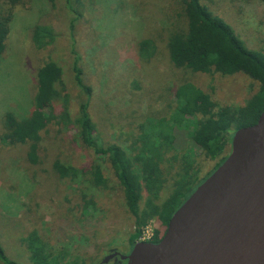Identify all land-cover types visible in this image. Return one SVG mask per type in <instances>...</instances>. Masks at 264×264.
Listing matches in <instances>:
<instances>
[{
	"label": "rangeland",
	"instance_id": "obj_1",
	"mask_svg": "<svg viewBox=\"0 0 264 264\" xmlns=\"http://www.w3.org/2000/svg\"><path fill=\"white\" fill-rule=\"evenodd\" d=\"M168 1L79 0L81 17L75 26V38L85 76L92 86L90 115L99 141L116 142L130 156L137 125L141 121L152 123L156 116L165 114L166 103L180 83L190 82L206 92L216 109L241 106L257 89V83L242 73H192L175 68L168 60L164 34L157 33L163 22L160 7ZM202 1L248 47L264 50V0ZM6 9L11 14L5 48L0 54V119L6 111L19 118L30 113L36 68L46 56L55 54L60 55L72 119L79 97L65 61L69 13L57 4L52 7L48 0H20L12 6L8 0H0V12ZM35 25H45L54 32L55 39L43 49H37L32 41ZM144 37L156 44L148 59L137 55V43ZM42 111L48 112L47 108ZM59 128L56 132L52 119L44 128L47 131L42 133V161L38 165L26 161L24 145L0 142V244L9 259L26 264L20 238L35 228L46 246L54 252L62 251L65 259L104 264L106 261H101L108 252H129L132 216L126 211L121 188L105 158L95 156L79 142L73 123ZM190 129V125L174 128L170 147L160 149L164 160L159 163V175L151 190L141 191L140 210L147 208L155 191V203L149 209L167 198L178 183L179 190H187L214 169L217 160L207 158L192 142ZM55 158L76 167V175L56 177L50 166ZM95 166L104 178L101 185L92 181ZM136 167L134 170L140 174ZM140 228L150 240L165 227L153 215ZM105 264L126 261L115 256Z\"/></svg>",
	"mask_w": 264,
	"mask_h": 264
},
{
	"label": "trees",
	"instance_id": "obj_2",
	"mask_svg": "<svg viewBox=\"0 0 264 264\" xmlns=\"http://www.w3.org/2000/svg\"><path fill=\"white\" fill-rule=\"evenodd\" d=\"M18 1L20 0H8V3L12 6ZM48 1L52 7L57 4L70 15L66 27L68 50L65 61L73 85L78 91V110L75 117L70 119L69 97L58 59L60 55H48L36 68L34 107L22 118L9 111L1 115L0 142L10 146L24 145L26 161L31 165H38L42 161L39 150L42 133L47 131L44 130L46 125L51 123L52 119L56 132H59V126L73 123L79 142L95 156L105 158L121 188L126 211L132 216L134 225L128 238L129 243L133 244L141 235L140 227L153 215L157 216L165 227L170 214L198 184L181 191L178 189V183L167 198L158 206L155 204V208L149 209V205L155 203V191L147 201V208L139 209L142 189L149 190L159 175V163L164 160L160 149L164 146L170 147L172 130L190 125L192 142L200 147L207 158L217 160L214 166L216 168L229 150L233 131L255 122L264 107V50L248 47L233 28L223 18L214 14L202 0H169L163 4L160 7L163 22L157 27V33L164 34L168 60L175 68L192 73H242L257 83V89L241 106L216 109L215 103L206 92L190 82L180 83L173 89L171 100L166 103L165 114L156 116L152 123L141 121L137 125V134L131 147L133 153L130 156L116 142L99 141L90 115L92 86L85 76L75 38V26L81 17L79 0ZM10 14L9 9L0 12V54L5 48ZM54 39V32L50 27L34 26L32 41L37 49H43ZM155 47V40L152 38L140 39L137 43L138 57L148 59ZM43 108H47L46 114L43 113ZM182 161L183 158H180L179 162ZM50 166L58 178H73L77 173L76 167L60 158H55ZM134 166H137L140 174L134 170ZM92 181L95 185L104 182L97 166L94 167ZM161 234L153 237L152 241H158ZM20 240L26 253V264H87L84 259H65L62 251L54 252L49 249L35 228L27 231ZM0 264H19L5 255L1 244Z\"/></svg>",
	"mask_w": 264,
	"mask_h": 264
},
{
	"label": "water",
	"instance_id": "obj_3",
	"mask_svg": "<svg viewBox=\"0 0 264 264\" xmlns=\"http://www.w3.org/2000/svg\"><path fill=\"white\" fill-rule=\"evenodd\" d=\"M118 256L126 264H264V107L233 131L224 159L170 214L160 239Z\"/></svg>",
	"mask_w": 264,
	"mask_h": 264
},
{
	"label": "flooded vegetation",
	"instance_id": "obj_4",
	"mask_svg": "<svg viewBox=\"0 0 264 264\" xmlns=\"http://www.w3.org/2000/svg\"><path fill=\"white\" fill-rule=\"evenodd\" d=\"M164 230H165V228H164ZM164 232V231H163ZM163 232H162V234H163ZM162 234H161V236H162ZM147 241H150V240H147ZM150 242H153L152 241V239H151V241ZM131 246H132V244H130ZM113 253V251H111V252H108V253H106V255H110V254H112ZM115 256H118V254H115V255H112V256H110V257H108L105 261V263H107L110 259H113ZM125 261V260H124ZM104 263V264H105Z\"/></svg>",
	"mask_w": 264,
	"mask_h": 264
},
{
	"label": "built area",
	"instance_id": "obj_5",
	"mask_svg": "<svg viewBox=\"0 0 264 264\" xmlns=\"http://www.w3.org/2000/svg\"><path fill=\"white\" fill-rule=\"evenodd\" d=\"M139 241H147L148 237H146L145 233H141V235L138 238Z\"/></svg>",
	"mask_w": 264,
	"mask_h": 264
}]
</instances>
